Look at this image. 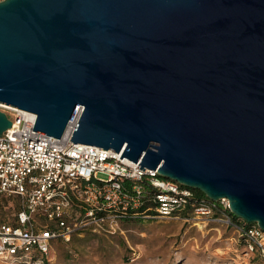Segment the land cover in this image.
<instances>
[{
	"label": "water",
	"instance_id": "water-1",
	"mask_svg": "<svg viewBox=\"0 0 264 264\" xmlns=\"http://www.w3.org/2000/svg\"><path fill=\"white\" fill-rule=\"evenodd\" d=\"M0 102L264 229V0H0Z\"/></svg>",
	"mask_w": 264,
	"mask_h": 264
},
{
	"label": "built area",
	"instance_id": "built-area-1",
	"mask_svg": "<svg viewBox=\"0 0 264 264\" xmlns=\"http://www.w3.org/2000/svg\"><path fill=\"white\" fill-rule=\"evenodd\" d=\"M0 108L11 114L0 134V196L19 200L15 222L0 218V257L44 264L54 240L85 230L110 231L121 220L147 216L207 217L228 208L226 197L196 196L119 151L71 141L77 113L58 137L32 129L33 111L2 102ZM226 220L245 251L264 261V229Z\"/></svg>",
	"mask_w": 264,
	"mask_h": 264
},
{
	"label": "rangeland",
	"instance_id": "rangeland-1",
	"mask_svg": "<svg viewBox=\"0 0 264 264\" xmlns=\"http://www.w3.org/2000/svg\"><path fill=\"white\" fill-rule=\"evenodd\" d=\"M18 208L17 196H0V218L15 222ZM228 211L188 219L130 218L110 231L85 230L54 240L47 264H264L245 251L237 229L226 220ZM0 264L30 263L13 256L0 257Z\"/></svg>",
	"mask_w": 264,
	"mask_h": 264
},
{
	"label": "trees",
	"instance_id": "trees-1",
	"mask_svg": "<svg viewBox=\"0 0 264 264\" xmlns=\"http://www.w3.org/2000/svg\"><path fill=\"white\" fill-rule=\"evenodd\" d=\"M191 188L193 189V192H194V194H195L196 196H204V197L207 196L202 190H200V189H198V188H196V187H191ZM186 210H187V208H186V209L184 210V212H182V213H186V212H185ZM228 212L230 213V218H231V220H235V221H237V220L239 219V217H238L237 215L231 213L230 210H229ZM241 222H243V220H242ZM60 239H61V238H60ZM254 256H257V255H254ZM258 257H259V256H258ZM44 264H47V258L45 259Z\"/></svg>",
	"mask_w": 264,
	"mask_h": 264
}]
</instances>
